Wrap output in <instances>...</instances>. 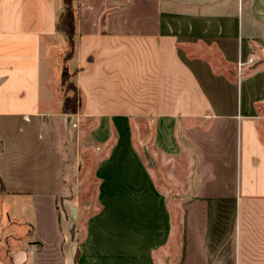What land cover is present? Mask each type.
<instances>
[{
	"label": "crops",
	"instance_id": "obj_1",
	"mask_svg": "<svg viewBox=\"0 0 264 264\" xmlns=\"http://www.w3.org/2000/svg\"><path fill=\"white\" fill-rule=\"evenodd\" d=\"M60 9L58 0H0V264H152L141 255L150 250L140 212L152 181L130 142L140 125L168 161L193 162L172 195L177 264H264V0H82L76 114L61 112L56 87ZM96 124L137 163L111 167L128 180L112 185L126 191L97 182L104 211L78 225L60 209L78 204L80 153ZM157 222L156 246L167 215Z\"/></svg>",
	"mask_w": 264,
	"mask_h": 264
},
{
	"label": "rangeland",
	"instance_id": "obj_2",
	"mask_svg": "<svg viewBox=\"0 0 264 264\" xmlns=\"http://www.w3.org/2000/svg\"><path fill=\"white\" fill-rule=\"evenodd\" d=\"M60 4V8H62L61 0H58ZM79 4V1L74 2V6ZM74 13L76 14V7H74ZM61 52H57L56 57V66H57V90L60 98L63 97V94L71 96L74 94L72 90V83H74L73 73L76 71L75 64V55H73L69 60L63 61ZM63 64L66 66L67 72L69 74V78L65 83L61 81V70ZM93 127V126H92ZM86 124H82V130L85 132L84 135H87V132L90 130ZM95 129V139L93 145L86 144L83 142L81 155L79 159V196H78V204L76 205H67L66 209L62 207L60 209V213L63 216H67V218L72 220L75 223V219L78 221V225H82L87 222L85 219L90 217L93 214L103 212V206L97 203L96 200V184L97 182L102 185V189L107 192L113 193L124 192L125 187H120L119 189H115L114 186L116 184H121L122 186L128 185L126 183L127 178L121 179L124 176L123 172H115L112 171V166H125L129 167L134 165L136 159L134 157H130L129 160H126L127 152L126 148H129L128 144H125L121 140H116V136L113 133L112 129H106V126L96 124L94 125ZM139 130H142V135L139 137L138 134L135 136L136 132H133V138L130 141L132 147L138 153L141 165L143 166L145 172L149 176L152 181L149 185L145 184L147 188H150V195H153L147 198L145 196L141 202V210L142 213V224L144 225V245L142 250L149 249V252H142L141 255L146 258L149 256L152 264H177L180 257V247H181V234H182V223H181V210L177 201L172 202L173 193L176 196L180 194L179 185L182 184V177L184 175L182 169L187 168V165L193 166L192 160L187 159H174L172 161H168L169 158L163 156L162 152L157 153L155 150V146L152 141L151 131L146 128L145 125H140ZM135 131V130H134ZM89 133V132H88ZM112 136H108V134ZM84 136L83 138H85ZM82 138V140H83ZM87 138V137H86ZM116 147L119 149L112 155L108 156L107 152L110 148ZM84 149V150H83ZM175 165L174 169H171V166ZM99 167V169H98ZM171 170V171H170ZM97 171V175H96ZM99 175V177H98ZM175 178V188L174 190L168 188L167 178L172 177ZM119 178V179H117ZM117 180V181H116ZM114 184V185H112ZM124 184V185H123ZM178 184V186H177ZM100 189V188H99ZM102 191V190H101ZM134 190H127V192L133 193ZM115 193V194H118ZM143 192V191H142ZM146 192V190H144ZM144 194V193H143ZM159 197V198H158ZM122 212L126 213L125 207H121ZM11 214L12 211H9ZM166 215L168 218V232L166 236V240L164 238V243H160V245L156 246L154 243L156 238L152 233L153 229H150L149 226L153 225L156 221L157 223L162 225L166 224ZM72 216V218H71ZM75 217V219H74ZM71 218V219H70ZM161 227V226H160ZM161 235V234H160ZM161 238V237H160ZM161 240V239H160ZM13 239H11L10 243H15ZM140 255V253H137Z\"/></svg>",
	"mask_w": 264,
	"mask_h": 264
},
{
	"label": "trees",
	"instance_id": "obj_3",
	"mask_svg": "<svg viewBox=\"0 0 264 264\" xmlns=\"http://www.w3.org/2000/svg\"><path fill=\"white\" fill-rule=\"evenodd\" d=\"M76 0H61L62 8L56 13L55 29L58 33L62 34L64 37V47L61 52L62 60L65 62L69 60L76 51L77 42V30L76 21L78 17L79 4L74 6ZM79 3L82 0H77ZM74 7H76V14L74 13ZM76 71L73 73L75 77ZM69 78L66 66L63 64L61 70V81L65 83ZM73 95L69 96L66 93L63 94L61 98V112L64 114H76L82 105V97L80 91L77 89L75 82L72 83ZM4 192V185L0 178V193Z\"/></svg>",
	"mask_w": 264,
	"mask_h": 264
}]
</instances>
